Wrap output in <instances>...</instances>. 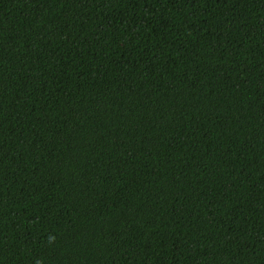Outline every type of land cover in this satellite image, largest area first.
<instances>
[{
	"label": "trees",
	"instance_id": "16d2710c",
	"mask_svg": "<svg viewBox=\"0 0 264 264\" xmlns=\"http://www.w3.org/2000/svg\"><path fill=\"white\" fill-rule=\"evenodd\" d=\"M0 264H264V0H0Z\"/></svg>",
	"mask_w": 264,
	"mask_h": 264
}]
</instances>
